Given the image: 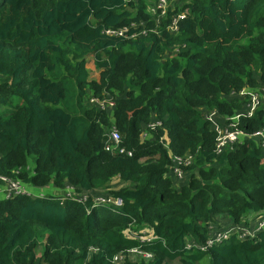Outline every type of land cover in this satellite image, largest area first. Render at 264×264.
Segmentation results:
<instances>
[{"label": "trees", "instance_id": "1", "mask_svg": "<svg viewBox=\"0 0 264 264\" xmlns=\"http://www.w3.org/2000/svg\"><path fill=\"white\" fill-rule=\"evenodd\" d=\"M154 3L0 0V176L62 193L0 200V264H264V229L187 247L264 214V146L248 137L218 155L206 117L243 111L239 92L264 86V0H180L152 32ZM112 127L125 153L105 149ZM263 127V106L239 117L246 133ZM145 229L150 240L130 236ZM133 247L153 256L113 261Z\"/></svg>", "mask_w": 264, "mask_h": 264}, {"label": "built area", "instance_id": "2", "mask_svg": "<svg viewBox=\"0 0 264 264\" xmlns=\"http://www.w3.org/2000/svg\"><path fill=\"white\" fill-rule=\"evenodd\" d=\"M180 0H155L153 5V19L155 20V27L150 28L152 32H156L157 28L161 25L163 19L168 14L169 9H174L176 3H179ZM186 17V11H181L178 14L174 15L171 22L167 25V29L171 33H175L179 30V22ZM140 25L143 28L132 34V37L138 35H146L149 31L146 28L147 23L142 22ZM139 24L133 23L132 27H139ZM108 35H116V36H128L130 33V27H123L118 29H106L104 31ZM239 95L242 97H249L248 102L246 103L245 109L236 113L232 116L219 115L217 110H208L206 112V117L212 122L213 129L216 131V146L215 152L216 154H221L227 149H233L234 146L241 142L245 138H255L258 139L262 146H264V127L252 134L244 132L242 129L238 128L239 117L240 116H252L254 111L258 107H264V86L258 89H243L239 92ZM92 103H96L98 107L111 109L115 106L114 99L111 97L105 98L100 100L99 98H92ZM105 149L109 152H120L125 153L126 149L121 146V135L119 131L112 127L108 130L106 140H105ZM131 154V152H128ZM192 155L187 156H177L174 158V166L172 169V175L175 178H183L184 176V167H188L192 163ZM0 180L3 181L0 184V200L3 199H10L15 195H32L30 188L26 184L22 183L19 180H12L6 177L0 176ZM37 188V187H36ZM37 196H45L43 193H37ZM57 194L62 195V193L57 192ZM64 195V194H63ZM76 193L74 192L73 188H67L65 196L68 197H75ZM34 196V195H33ZM77 196V195H76ZM87 197H78V200H84ZM94 202L96 204L105 203L111 205L115 208H119L123 205V201L121 199L115 198L113 195L104 196L99 195L95 197ZM255 221L251 226H232L224 232H218L212 235L205 244H194L189 242L187 247L191 248L192 245H195L201 251H207L210 247H212L215 243L222 241L230 237L231 235L237 234L239 238L244 239L247 237L253 238L256 236L257 232L264 229V214L255 216L253 218ZM130 236L135 238H139L141 240H150L151 237V230L145 229L141 233L132 232ZM138 254L140 256H144L145 258H151L153 255L148 252L142 251L139 247H133L128 249L126 252H122L116 254L113 258L115 263L122 262L126 258L130 257L131 255Z\"/></svg>", "mask_w": 264, "mask_h": 264}, {"label": "rangeland", "instance_id": "3", "mask_svg": "<svg viewBox=\"0 0 264 264\" xmlns=\"http://www.w3.org/2000/svg\"><path fill=\"white\" fill-rule=\"evenodd\" d=\"M90 68L92 69L91 71H92V76L95 78V77H97V75H99V70L98 69H96L95 67H94V65H93V63L92 64H90ZM109 130V129H108ZM185 175H186V173H184V176H183V178L181 179V178H176V183H177V186H179V184L181 183V182H183V180H184V178H185ZM122 186V184H120V183H117L114 187L115 188H119V187H121ZM30 191H31V194L32 195H34V196H37V195H39V194H37V193H43L44 195H48V194H51V193H55V194H57V192L55 191V190H53L52 188H48V189H42V188H36V187H34V188H32V190H31V188H30ZM225 221H226V223H228V220L227 219H225ZM210 263V259H209V257H205L204 258V260L202 261V264H209ZM173 264H178L177 262H173Z\"/></svg>", "mask_w": 264, "mask_h": 264}, {"label": "crops", "instance_id": "4", "mask_svg": "<svg viewBox=\"0 0 264 264\" xmlns=\"http://www.w3.org/2000/svg\"><path fill=\"white\" fill-rule=\"evenodd\" d=\"M184 180H185V178H184ZM116 184H117V182L114 183V186H115Z\"/></svg>", "mask_w": 264, "mask_h": 264}]
</instances>
